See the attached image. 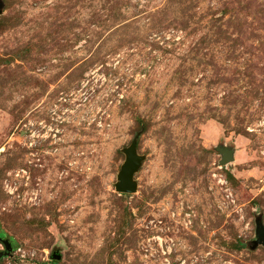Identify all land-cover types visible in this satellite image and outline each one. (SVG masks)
Returning a JSON list of instances; mask_svg holds the SVG:
<instances>
[{
	"label": "rangeland",
	"instance_id": "374dc122",
	"mask_svg": "<svg viewBox=\"0 0 264 264\" xmlns=\"http://www.w3.org/2000/svg\"><path fill=\"white\" fill-rule=\"evenodd\" d=\"M0 1V264H264V0Z\"/></svg>",
	"mask_w": 264,
	"mask_h": 264
},
{
	"label": "water",
	"instance_id": "95a60500",
	"mask_svg": "<svg viewBox=\"0 0 264 264\" xmlns=\"http://www.w3.org/2000/svg\"><path fill=\"white\" fill-rule=\"evenodd\" d=\"M1 6L2 3L0 1V13H1ZM221 154V161L222 165H225L229 161L233 159L232 151L228 149H218ZM125 154V161L122 164V167L117 175V182L115 184V190L119 193L123 194H130L135 192L136 190V182L133 178L134 173L137 171L138 167L140 166L142 157L136 153V140H132L130 145L124 149ZM256 235L257 240L254 241V245L261 243L264 245V227L261 226L260 223H257L256 228ZM5 246L4 253H0V258L3 257L5 252L11 250V246L8 242L3 241Z\"/></svg>",
	"mask_w": 264,
	"mask_h": 264
}]
</instances>
